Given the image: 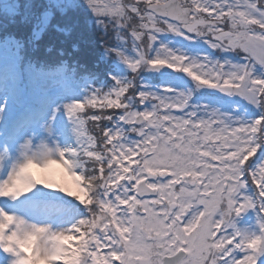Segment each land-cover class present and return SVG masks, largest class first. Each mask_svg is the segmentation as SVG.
I'll list each match as a JSON object with an SVG mask.
<instances>
[{"label":"snow or ice","instance_id":"6c2138e0","mask_svg":"<svg viewBox=\"0 0 264 264\" xmlns=\"http://www.w3.org/2000/svg\"><path fill=\"white\" fill-rule=\"evenodd\" d=\"M0 264H264V0H0Z\"/></svg>","mask_w":264,"mask_h":264},{"label":"trees","instance_id":"16d2710c","mask_svg":"<svg viewBox=\"0 0 264 264\" xmlns=\"http://www.w3.org/2000/svg\"><path fill=\"white\" fill-rule=\"evenodd\" d=\"M55 23H64V20L57 15L56 18L53 20V24ZM8 31L13 32L18 36H22V35H27L28 28L25 26L16 25L13 26L12 29H8ZM82 34H86L87 39H85L82 36ZM91 39H93V37L86 30H83L82 28H78L75 31H73V33L70 36H64L63 34L56 32H49L45 34V36L41 41V50L43 51V47L45 45L51 44L55 47L62 46L65 48L66 51L71 52L73 51V46L75 45L79 49L78 53H76L77 55H79L83 59L91 60L93 56L92 49L90 51V49L87 48L89 46L87 42L90 41Z\"/></svg>","mask_w":264,"mask_h":264},{"label":"rangeland","instance_id":"374dc122","mask_svg":"<svg viewBox=\"0 0 264 264\" xmlns=\"http://www.w3.org/2000/svg\"><path fill=\"white\" fill-rule=\"evenodd\" d=\"M34 3H43L44 0H33ZM111 2H114V0H98V3H100L101 5L104 4V3H111ZM75 18V17H74ZM73 18V19H74ZM18 26V25H17ZM13 26H10L9 29H12ZM82 36L87 39V36L86 34H82ZM87 48L90 49L91 51V48L88 46ZM84 50V49H83ZM38 175H41V176H47L48 179L52 180V181H55L56 183H67L69 187H71V182L70 181H67L66 177H62L61 173H60V170L59 169H56V168H53L50 173L48 174H41V173H37Z\"/></svg>","mask_w":264,"mask_h":264},{"label":"flooded vegetation","instance_id":"af4514ba","mask_svg":"<svg viewBox=\"0 0 264 264\" xmlns=\"http://www.w3.org/2000/svg\"><path fill=\"white\" fill-rule=\"evenodd\" d=\"M164 2H165V0L161 1V3H164Z\"/></svg>","mask_w":264,"mask_h":264}]
</instances>
